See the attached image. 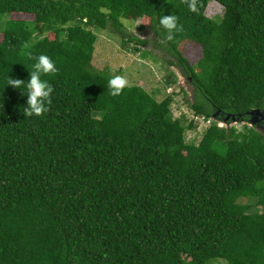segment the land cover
<instances>
[{
    "label": "trees",
    "instance_id": "1",
    "mask_svg": "<svg viewBox=\"0 0 264 264\" xmlns=\"http://www.w3.org/2000/svg\"><path fill=\"white\" fill-rule=\"evenodd\" d=\"M170 14L182 30L169 41ZM140 19L153 36L129 29ZM0 22V264H264V134L248 124L264 109V0H0ZM95 30L193 75L191 107L211 121L198 144L172 95L110 94ZM41 54L58 68L42 76L52 103L25 116L27 95L6 81L29 79Z\"/></svg>",
    "mask_w": 264,
    "mask_h": 264
},
{
    "label": "rangeland",
    "instance_id": "2",
    "mask_svg": "<svg viewBox=\"0 0 264 264\" xmlns=\"http://www.w3.org/2000/svg\"><path fill=\"white\" fill-rule=\"evenodd\" d=\"M224 7L216 1L210 2L206 14L208 17L220 21L224 16ZM18 19L32 20L33 15L17 14L13 16ZM146 20L140 19L132 22L129 29L142 38H149L154 35L150 29H141L140 25ZM3 22V21H1ZM0 22V28H1ZM129 21H125V24ZM98 35L96 43V51L94 57V65L99 69H107L114 75H121L128 81L127 86L140 85L148 92L155 95L158 100H164L166 97L172 95L174 97L172 110L176 118L186 116L184 124L189 126L193 121L197 125L196 129H187L186 138L188 142L199 143L203 133L206 131L211 121H206L202 117H197L195 111L191 107V103L195 100L183 85L182 74L178 73L174 66L170 67L166 59L158 55L153 48L152 52H146L140 49L137 52L130 51L123 46V41L120 37L112 34L108 30H95ZM3 35L0 34V40ZM181 52L187 57L192 64H195L201 57L200 50H192L189 44H184L181 47ZM178 73V81L176 84L168 85L166 79L172 73ZM236 124V123H235ZM221 126L226 125V122H220ZM238 130L243 127L237 124ZM248 203H252L251 200ZM214 264H228L226 261L220 260Z\"/></svg>",
    "mask_w": 264,
    "mask_h": 264
},
{
    "label": "clouds",
    "instance_id": "3",
    "mask_svg": "<svg viewBox=\"0 0 264 264\" xmlns=\"http://www.w3.org/2000/svg\"><path fill=\"white\" fill-rule=\"evenodd\" d=\"M190 7L192 11H195L194 6ZM159 24L166 30V39L169 41L173 39L174 33L182 30L177 16L172 14L161 16ZM34 61L29 79L12 78L8 74L6 81V86L11 85L14 89H22V94L27 95L25 116H42L49 111L48 105L52 103L54 88L48 80L42 79V76L58 71L55 62L48 55L41 54L35 57ZM127 85V79L121 75H114L108 80V88L112 96L120 95Z\"/></svg>",
    "mask_w": 264,
    "mask_h": 264
},
{
    "label": "water",
    "instance_id": "4",
    "mask_svg": "<svg viewBox=\"0 0 264 264\" xmlns=\"http://www.w3.org/2000/svg\"><path fill=\"white\" fill-rule=\"evenodd\" d=\"M149 48L151 49V46H149ZM179 70V69H177ZM180 70H179V74H180ZM182 74V73H181ZM183 77V85L186 87L187 91L193 96L195 97V91L197 90V86L194 83V77L193 75H182ZM221 113V111L215 113L213 115V119L216 118L219 114ZM249 114L251 115V119H250V123L252 126H257V129L260 131L259 128V124L264 121V110L257 108V109H253L252 111L249 112ZM231 118V115H228L226 121L228 119ZM225 121V122H226ZM234 121L238 122V118H236L234 116Z\"/></svg>",
    "mask_w": 264,
    "mask_h": 264
},
{
    "label": "flooded vegetation",
    "instance_id": "5",
    "mask_svg": "<svg viewBox=\"0 0 264 264\" xmlns=\"http://www.w3.org/2000/svg\"><path fill=\"white\" fill-rule=\"evenodd\" d=\"M176 68V67H175ZM176 70H177V68H176ZM177 72H179L178 70H177ZM264 110V109H263ZM219 115H221V116H223V114L222 113H220ZM228 115H231V114H228ZM228 117V116H227ZM227 117H225V120L227 119ZM250 119H251V116H250ZM250 119H249V121H250ZM249 121H248V124H251V123H249ZM234 119H232V121L230 122V124L231 125H234ZM241 126H244L242 123H239ZM254 127H256L257 128V126H254ZM259 128H260V131L264 134V121H262L260 124H259Z\"/></svg>",
    "mask_w": 264,
    "mask_h": 264
}]
</instances>
